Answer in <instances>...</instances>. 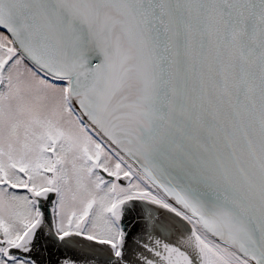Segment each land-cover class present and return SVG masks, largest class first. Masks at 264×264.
Instances as JSON below:
<instances>
[{
	"label": "snow or ice",
	"instance_id": "obj_1",
	"mask_svg": "<svg viewBox=\"0 0 264 264\" xmlns=\"http://www.w3.org/2000/svg\"><path fill=\"white\" fill-rule=\"evenodd\" d=\"M0 264H264V0H0Z\"/></svg>",
	"mask_w": 264,
	"mask_h": 264
}]
</instances>
